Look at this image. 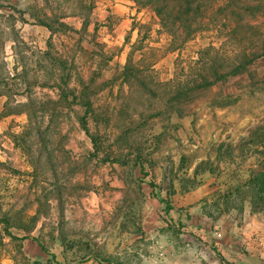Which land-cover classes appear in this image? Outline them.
Returning a JSON list of instances; mask_svg holds the SVG:
<instances>
[{"label":"rangeland","instance_id":"rangeland-1","mask_svg":"<svg viewBox=\"0 0 264 264\" xmlns=\"http://www.w3.org/2000/svg\"><path fill=\"white\" fill-rule=\"evenodd\" d=\"M206 1L214 6L213 14L224 4ZM227 2L234 4L229 25L237 30L235 40L246 41L249 48L251 42L263 47L264 0ZM49 4L0 0V16H12L11 22L0 24L11 69L16 53H36L37 58L52 42L60 56L80 53L79 63H88L81 66L84 73L98 52L96 67L104 75L98 85L110 84L121 76L130 52L143 46L147 63H156V75L164 82L174 78L179 53L167 52L169 40L148 10L139 12L130 0ZM88 5L84 31L79 7ZM37 14L57 17L66 34L52 40L34 19ZM145 24H152L149 37L140 31ZM207 30L187 46L185 56L211 43L220 46L230 32L213 26ZM11 41L20 42L16 52ZM152 48L155 54L149 53ZM120 83L103 91L97 106L121 114L125 104L139 100V92L122 89ZM38 92L41 98H56L49 91ZM210 96L192 106L191 116L172 114L143 129V156L153 161L145 177L133 157L128 165L91 161V140L78 124L66 127V149L78 162L76 176L71 177L67 166L58 167V174L50 168L49 189L40 185L42 179L36 178L23 150L11 143L27 118L0 120V163L6 165L0 166V219L6 214L14 219L8 228L0 223V264H239L229 260L252 255L246 236L254 219L260 231L252 256L264 264V57L246 76L214 88ZM5 103L0 98V114ZM120 122L112 132L129 125L126 119ZM119 152L128 154L127 149ZM55 190V200L49 202ZM249 260L245 264H253Z\"/></svg>","mask_w":264,"mask_h":264},{"label":"trees","instance_id":"trees-1","mask_svg":"<svg viewBox=\"0 0 264 264\" xmlns=\"http://www.w3.org/2000/svg\"><path fill=\"white\" fill-rule=\"evenodd\" d=\"M130 1L136 5L139 12L148 10L154 16L160 32L169 40L167 52L179 53L172 80L164 82L156 75L154 70L156 63H147L145 56L148 53L143 46L130 52L121 76L110 84L98 85L99 80L104 78L102 70L96 67L98 64L95 57H100L98 52H92L95 56L91 59L90 70L84 73L83 68L88 63L84 65L79 63L77 54L80 53L76 51V54L72 52L73 50L65 48L70 56H60L57 49L53 48L52 42L46 50L38 53L37 58L35 51L33 55L31 54L33 57H28L25 53H16L14 55L16 65L20 68L15 65L11 69L5 52L7 44L2 43L0 34V46L2 44L3 49L2 51L0 49V98L6 99L0 120L12 116L27 118L22 132L11 135V143L16 150H23L35 168L36 178L39 181L42 179L40 185L43 187L52 188L51 181L47 178L52 173L50 168L53 174H58V167L67 166L70 168L71 177L76 176L73 171L78 162L66 149L69 135H64L66 127L75 124H78L77 126L91 140L92 151L89 154L91 161L128 165L133 157L140 166L141 175L145 177L153 161L143 156L145 149L143 146L147 143L143 140L145 135L141 134L143 129L155 121L165 122L166 117L172 114L180 118L191 116L190 111L196 102L205 98L210 100L214 88L246 76L264 57V45L262 47L251 42L252 46L249 48L245 45L246 41L238 43L235 40L237 30L229 25V12L234 4L228 3L227 0H224V4L217 10L218 14H213L214 6H208L206 0ZM44 2L49 4L50 0ZM79 9L85 31L87 23L84 11L91 13V8L88 5L80 6ZM33 17L39 26L48 29L52 40L59 33L66 34L62 29L66 26L59 24L57 17L48 14H37ZM11 18L9 15L0 16V24L11 22ZM210 26L230 31L226 34V40L221 42L220 46L211 43L199 52L185 56L187 46L202 35L201 33L208 32ZM141 30L147 31L149 37L152 24L141 25ZM216 33L220 34L219 31ZM14 41L9 43H12V48L16 52L20 42ZM138 52L141 55L140 59H136ZM156 52L153 48L149 51L151 54ZM117 81H121L122 89L127 87L131 92L140 94L139 100L123 106L125 111L121 114L113 113L107 107L97 106L102 92ZM39 90L49 91L56 98L50 96L41 98L38 96ZM221 93L219 94L222 95ZM122 119L128 120L129 125L112 132L113 128L122 123L120 122ZM125 149L128 154L119 152ZM0 166L6 167L4 163H0ZM56 193V190L49 193L52 194L47 197L50 198L49 202L55 200ZM13 220L10 214H6L0 219V223L8 228ZM8 233L9 230L6 229L5 234L11 238Z\"/></svg>","mask_w":264,"mask_h":264},{"label":"crops","instance_id":"crops-1","mask_svg":"<svg viewBox=\"0 0 264 264\" xmlns=\"http://www.w3.org/2000/svg\"><path fill=\"white\" fill-rule=\"evenodd\" d=\"M46 50V49H45ZM44 51V50H43ZM227 224V223H226ZM250 230H248V235L246 236V238L248 239V242L246 246H248V250L251 251L252 255L253 253L255 254L258 249H257V241L254 237L257 235L258 237V233L260 231V223L257 221V219H254L253 222H251V224L249 225ZM252 255H249V257L247 258L245 255H240L238 258H233L230 259L229 261H235L239 264H245V263H250L249 258L251 257L253 259V264H259L257 261V258H253ZM170 261V260H169ZM217 264H219L217 261H215ZM228 264H232V263H228Z\"/></svg>","mask_w":264,"mask_h":264},{"label":"built area","instance_id":"built-area-1","mask_svg":"<svg viewBox=\"0 0 264 264\" xmlns=\"http://www.w3.org/2000/svg\"><path fill=\"white\" fill-rule=\"evenodd\" d=\"M219 235V234H218Z\"/></svg>","mask_w":264,"mask_h":264}]
</instances>
